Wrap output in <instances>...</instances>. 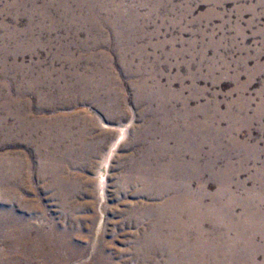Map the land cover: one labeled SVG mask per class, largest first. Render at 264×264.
<instances>
[{
    "label": "rangeland",
    "instance_id": "obj_1",
    "mask_svg": "<svg viewBox=\"0 0 264 264\" xmlns=\"http://www.w3.org/2000/svg\"><path fill=\"white\" fill-rule=\"evenodd\" d=\"M0 162V264H264V0H0Z\"/></svg>",
    "mask_w": 264,
    "mask_h": 264
},
{
    "label": "bare ground",
    "instance_id": "obj_2",
    "mask_svg": "<svg viewBox=\"0 0 264 264\" xmlns=\"http://www.w3.org/2000/svg\"><path fill=\"white\" fill-rule=\"evenodd\" d=\"M65 4V3H64ZM79 6V5H78ZM63 7V6H62ZM61 7V8H62ZM67 7V6H66ZM111 7H113V6H111ZM117 8H118V6H117ZM107 9V8H106ZM102 10V9H101ZM63 11H65V10H63ZM92 11V10H91ZM104 11V10H103ZM67 12V11H66ZM78 12V11H77ZM93 12H94V10H93ZM96 12V11H95ZM109 13V12H108ZM111 13V12H110ZM72 14V13H71ZM99 14V13H98ZM113 15V14H112ZM120 15H122V14H120ZM69 16V15H68ZM72 16V15H71ZM92 16V15H91ZM70 17V16H69ZM70 19V18H69ZM80 19V18H79ZM88 19V18H87ZM93 19H94V16H93ZM96 19V18H95ZM72 20H73V18H72ZM91 20V19H90ZM69 21V20H68ZM75 21V20H74ZM87 21V20H86ZM92 21V20H91ZM103 21V20H102ZM112 21V20H111ZM115 21V20H114ZM117 21V20H116ZM60 22V21H59ZM70 22V21H69ZM72 22V21H71ZM120 22H121V20H120ZM111 23V22H110ZM87 24V23H86ZM103 24V23H102ZM115 25V24H114ZM87 26V28H88V25H86ZM91 26V25H90ZM98 27V26H97ZM101 27V26H100ZM91 29V28H90ZM88 32V31H87ZM112 32V31H111ZM91 34V33H90ZM97 34V33H96ZM116 36V35H115ZM116 38V37H115ZM93 41V40H92ZM96 42V41H95ZM102 42H104V41H102ZM118 43V42H117ZM80 44V43H79ZM105 44V43H104ZM96 45V44H95ZM120 45V44H119ZM97 46V45H96ZM119 47H121V46H119ZM109 48V47H108ZM111 48V47H110ZM113 49V48H112ZM116 49V48H115ZM120 49V48H119ZM113 51V50H112ZM125 51V50H124ZM116 53V52H115ZM118 53V52H117ZM92 55V54H91ZM121 56V55H120ZM119 56V57H120ZM91 57V56H90ZM105 58V57H104ZM108 58V57H107ZM121 58H123L122 56H121ZM91 59V58H90ZM105 60H106V58H105ZM117 61H119V60H117ZM122 61V60H121ZM106 62H108V61H106ZM124 62V61H123ZM119 63H121V62H119ZM107 64V63H106ZM122 64V63H121ZM102 66V65H101ZM120 66V65H119ZM121 71V70H120ZM44 78V77H43ZM42 78V79H43ZM46 79V78H45ZM47 80V79H46ZM79 81V80H78ZM41 82V81H40ZM47 82V81H46ZM50 82V81H49ZM48 82V83H49ZM76 82V81H75ZM80 82V81H79ZM30 83V82H29ZM34 83H36V81L34 82ZM73 83V82H72ZM45 84V83H44ZM43 84V85H44ZM32 85V84H31ZM78 85V84H77ZM76 85V86H77ZM34 86V85H33ZM32 86V87H33ZM75 86V87H76ZM24 87V86H23ZM46 87V86H45ZM66 87H69V86H67L66 85ZM50 88V87H49ZM70 88V87H69ZM77 88H79V87H77ZM113 88V87H112ZM19 89V88H18ZM17 89V90H18ZM23 89V88H22ZM35 89V88H34ZM40 89V88H39ZM60 89H61V87H60ZM63 89V88H62ZM29 90H31V89H29ZM71 90H73V88L71 89ZM25 91V90H24ZM41 91V90H40ZM39 91V92H40ZM64 91V90H63ZM81 91V90H80ZM18 92V91H17ZM36 92V91H35ZM20 93V92H19ZM37 93V92H36ZM35 93V94H36ZM46 93H47V91H46ZM116 93V92H115ZM18 94V93H17ZM21 94V93H20ZM40 94V93H39ZM39 96H41V95H39ZM121 97H122V95H121ZM20 98V97H19ZM21 99V98H20ZM19 99V100H20ZM88 99V98H87ZM139 100V99H138ZM9 102H11V101H9ZM19 102V101H18ZM21 102V101H20ZM62 102V101H61ZM6 103V102H5ZM15 103V102H14ZM24 103V102H23ZM19 104V103H18ZM24 105V104H23ZM43 105V104H42ZM26 106V105H25ZM35 106V105H34ZM19 108V107H18ZM26 108V107H25ZM26 111V110H25ZM16 113V112H15ZM22 113V112H21ZM15 116V115H14ZM18 116V115H17ZM20 117V116H19ZM8 118V117H7ZM3 119V118H2ZM5 119V118H4ZM6 120V119H5ZM28 126V125H27ZM3 127V126H2ZM7 129V128H6ZM3 131V130H2ZM8 131V130H7ZM6 132V131H5ZM22 140V139H21ZM14 141V140H13ZM9 158V157H8ZM7 159V158H6ZM11 160V159H10ZM10 160H9V162H10ZM4 162V161H3ZM11 163V162H10ZM0 164H2L1 162H0ZM4 164H6V163H4ZM3 165V164H2ZM13 165H14V163H13ZM1 166V165H0ZM4 167V166H3ZM15 167V166H14ZM8 168V167H7ZM10 169V168H9ZM11 170V169H10ZM13 170V169H12ZM1 171V170H0ZM17 171V170H16ZM9 172V171H8ZM7 172V173H8ZM1 173V172H0ZM6 174V173H5ZM10 175V174H9ZM8 175V176H9ZM2 176V175H1ZM1 179V178H0ZM2 179H3V177H2ZM4 180V179H3ZM4 182V181H3ZM1 183V182H0ZM12 185V184H11ZM6 187H7V185H6ZM6 187H4V188H6ZM9 188V187H8ZM10 189V188H9ZM14 189V188H13ZM5 190V189H4ZM9 191V190H8ZM12 191V190H11ZM4 194H5V192H3ZM10 193V192H9ZM15 193H16V191H15ZM193 194V193H192ZM8 196V195H7ZM5 197V196H4ZM13 198V197H12ZM17 200H18V198H17ZM176 201V200H175ZM17 202V201H16ZM186 202V201H185ZM182 203V202H181ZM5 204V203H4ZM15 204V203H14ZM170 205V204H169ZM173 205V204H172ZM180 205V204H179ZM184 205V204H183ZM198 205V204H197ZM2 206V205H1ZM5 207V206H4ZM11 208H12V206H10ZM164 207V206H163ZM213 207V206H212ZM1 208V207H0ZM207 208V207H206ZM189 209V208H188ZM218 211V210H217ZM6 212V211H5ZM4 212V213H5ZM182 212H183V210H182ZM209 212V211H208ZM177 213V212H176ZM184 213V212H183ZM186 213V212H185ZM12 214V215H11ZM214 214V213H213ZM215 214H217V213H215ZM0 215H2L1 213H0ZM7 215V217L9 218L8 219V221H15L16 219H18V218H16L17 216H13V213H12V211L9 209L8 210V213L6 214ZM212 216V215H211ZM181 217V216H180ZM206 217V216H205ZM218 217V216H217ZM160 218V217H159ZM177 219V218H176ZM181 219V218H180ZM204 219V218H203ZM219 219V218H218ZM217 219V220H218ZM221 219V218H220ZM7 220V219H6ZM186 220V219H185ZM202 220V219H201ZM208 220V219H207ZM0 221H2L1 219H0ZM175 221V220H174ZM202 221H205V219L204 220H202ZM201 221V222H202ZM215 221H216V219H215ZM157 222H159V221H157ZM178 222V221H177ZM212 222V221H211ZM218 222V221H217ZM170 223V222H169ZM173 223V222H172ZM171 223V224H172ZM180 223V222H179ZM195 223V222H194ZM4 224V223H3ZM184 224V223H183ZM217 224V223H216ZM14 225V224H13ZM16 225V224H15ZM158 225V224H157ZM186 225V224H185ZM208 225H209V223H208ZM4 226V225H3ZM179 226V225H178ZM181 226H182V224H181ZM190 226V225H189ZM196 226V225H195ZM200 226V225H199ZM170 227V226H169ZM183 227H185V226H183ZM182 227V228H183ZM197 227H198V225H197ZM214 227V226H213ZM177 228V227H176ZM202 228V227H201ZM163 229V228H162ZM168 229V228H167ZM192 229H193V227H192ZM165 230V229H164ZM187 230V229H186ZM185 230V231H186ZM197 230V229H196ZM154 231V230H153ZM153 231L151 232V233H153ZM174 231V230H173ZM179 231V230H178ZM181 231H183V230H181ZM180 231V232H181ZM190 231V230H189ZM18 232V231H17ZM51 232V231H50ZM170 232V231H169ZM187 232V231H186ZM200 232V231H199ZM23 233V232H22ZM56 233V232H55ZM161 233V232H160ZM206 233V232H205ZM238 233H239V231H238ZM237 233V234H238ZM62 234V233H61ZM149 234V233H148ZM172 234V233H171ZM174 234V233H173ZM182 234V233H181ZM190 234H192V233H190ZM198 234V233H197ZM197 234H195V235H197ZM207 234V233H206ZM245 234V233H244ZM47 235V234H46ZM65 235V234H64ZM157 235V234H156ZM163 235V234H162ZM187 235V234H186ZM239 235V234H238ZM241 235V234H240ZM49 236V235H48ZM55 236V235H54ZM159 236V235H158ZM173 236V235H172ZM185 236V235H184ZM191 236H193V235H191ZM190 236V237H191ZM253 236V235H252ZM150 237V236H149ZM170 237V236H169ZM178 237V236H177ZM187 237V236H186ZM238 237V236H237ZM15 238V237H14ZM27 238V237H26ZM32 238V237H31ZM35 238V237H34ZM41 238H43V237H41ZM55 238H57V237H55ZM143 238V237H142ZM160 238H162V237H160ZM179 238V237H178ZM181 238H183L182 236H181ZM197 238V237H196ZM221 238V237H220ZM38 239H39V237H38ZM52 239V238H51ZM145 239V238H144ZM155 239V238H154ZM157 239V238H156ZM159 239V238H158ZM194 239V238H193ZM204 239V238H203ZM234 239V238H233ZM239 239V238H238ZM252 239V238H251ZM21 240V239H20ZM65 240H67L66 239V237H65ZM172 240V239H171ZM181 240V239H180ZM186 240V239H185ZM199 240V239H198ZM17 241V240H16ZM44 241V240H43ZM43 241H41V243L43 242ZM58 241H60V243L59 244H54V246H53V244H52V248L55 250V249H57L59 246H61V245H63L64 244V242L62 241V239H58ZM137 241V240H136ZM140 241H142V240H140ZM145 241V240H144ZM170 241V240H169ZM179 241V240H178ZM184 241V240H183ZM194 240H192V242H193ZM201 241V240H200ZM200 241H198V242H200ZM214 241V240H213ZM212 241V242H213ZM51 242V241H50ZM49 242V243H50ZM57 242V241H56ZM186 242V241H185ZM189 242V241H188ZM15 243V242H14ZM23 243V242H22ZM47 243H48V241H47ZM151 243V242H150ZM149 243V244H150ZM171 243V242H170ZM196 243V242H195ZM16 244V243H15ZM19 244H21V243H19ZM39 244V243H38ZM44 244V243H43ZM71 244V243H70ZM140 244V243H139ZM142 244V243H141ZM148 244V243H147ZM155 244V243H154ZM162 244V243H161ZM178 244V243H177ZM182 244H183V242H182ZM192 244V243H191ZM204 244V243H203ZM207 244V243H206ZM210 244V243H209ZM223 244V243H222ZM46 245V244H45ZM75 245V244H74ZM146 245V244H145ZM158 245H160V244H158ZM168 245H169V243H168ZM183 245H185V244H183ZM196 245H197V243H196ZM16 246H18V245H16ZM41 246V245H40ZM163 246V245H162ZM165 246V245H164ZM167 246V245H166ZM176 246V245H175ZM200 246V245H199ZM206 246V245H205ZM211 246V245H210ZM236 246V245H235ZM57 247V248H56ZM155 247H157V245L155 246ZM168 247V246H167ZM220 247V246H219ZM237 247V246H236ZM38 248V247H37ZM71 248V247H70ZM154 248V247H153ZM170 248V247H169ZM177 248V247H176ZM196 248V247H195ZM212 248V247H211ZM215 248H217V247H215ZM214 248V249H215ZM225 248H227V247H225ZM27 249V248H26ZM42 249V248H41ZM67 249V248H66ZM132 249V248H131ZM144 249V248H143ZM152 249V248H151ZM204 249H206V248H204ZM208 249H209V247H208ZM252 249V248H251ZM58 250V249H57ZM63 250V249H62ZM76 250V249H75ZM177 250H178V248H177ZM211 250V249H210ZM246 250V249H245ZM47 251V250H46ZM53 251V250H52ZM69 251V250H68ZM130 251V250H129ZM175 251V250H174ZM180 251V250H179ZM184 251V250H183ZM251 251V250H250ZM44 252V251H43ZM66 252V251H65ZM102 252V251H101ZM104 252V251H103ZM119 252V251H118ZM123 252V251H122ZM131 252V251H130ZM147 252V251H146ZM156 252V251H155ZM164 252V251H163ZM191 252V251H190ZM203 252V251H202ZM228 252V251H227ZM15 253V252H14ZM18 253V252H17ZM33 253H34V255H39L40 256V252L38 251V250H34L33 251ZM50 253V252H49ZM59 253V252H58ZM80 253V252H79ZM100 253V252H99ZM151 253V252H150ZM176 253V252H175ZM182 253V252H181ZM199 253H200V251H199ZM209 253H210V251H209ZM220 253V252H219ZM239 253H241V252H239ZM248 253V252H247ZM20 254V253H19ZM31 254H32V252H31ZM46 254V253H45ZM118 254V253H117ZM159 254V253H158ZM157 254V255H158ZM179 254V253H178ZM177 254V255H178ZM215 254V253H214ZM242 254V253H241ZM16 255V254H15ZM50 255V254H49ZM56 255V254H55ZM68 255H69V253H68ZM78 255V254H77ZM116 255V254H115ZM150 255V254H149ZM148 255V256H149ZM155 255V254H154ZM156 255V256H157ZM198 255V254H197ZM200 255V254H199ZM203 255V254H202ZM236 255V254H235ZM249 255V254H248ZM54 256V255H53ZM52 256V257H53ZM95 256V255H94ZM99 256V255H98ZM147 256V257H148ZM165 256V255H164ZM189 256H190V254H189ZM192 256V255H191ZM203 256H205V255H203ZM240 256V255H239ZM246 256V255H245ZM28 257V256H27ZM62 257V256H61ZM63 257H65V255L63 256ZM106 258H104V257H102V256H99V258L96 260H94L93 262H91L90 261V263L88 262L87 264H146L145 263V260L147 261V258L145 259L144 258V256H143V254L142 253H137V254H135V253H129V254H127V252L126 253H123V254H121V259L120 260H114L112 257H107V256H105ZM146 257V256H145ZM180 257V256H179ZM184 257V256H183ZM196 257V256H195ZM208 257V256H207ZM218 257H220V256H218ZM233 257V256H232ZM237 257V256H236ZM22 258V257H21ZM58 258V257H57ZM192 258V257H191ZM190 258V259H191ZM202 258H204V257H202ZM213 258V257H212ZM149 259V258H148ZM181 259V258H180ZM185 259H187V258H185ZM196 259V258H195ZM245 259V258H244ZM162 260V259H161ZM164 260V259H163ZM171 260V259H170ZM177 260H179V259H177ZM211 260V259H210ZM218 260V259H217ZM223 260V259H222ZM225 260V259H224ZM223 260V261H224ZM235 260V259H234ZM241 260V259H240ZM25 261H26V259H25ZM33 261V260H32ZM166 261V260H165ZM205 261V260H204ZM219 261V260H218ZM238 261V260H237ZM242 261V260H241ZM245 261V260H244ZM247 261V260H246ZM27 262V261H26ZM55 262V261H54ZM58 262V261H57ZM57 262H55V263H57ZM70 262V261H69ZM68 262V263H69ZM168 262V261H167ZM195 262V261H194ZM202 262V261H201ZM248 262V261H247ZM33 263V262H32ZM160 263V262H159ZM193 263V262H192ZM205 263V262H204ZM216 263V262H215ZM214 263V264H215ZM224 263V262H223ZM243 263V262H242ZM65 264V263H64ZM224 264H226V262L224 263ZM229 264V263H228ZM233 264H235V263H233ZM253 264H255V263H253Z\"/></svg>",
    "mask_w": 264,
    "mask_h": 264
}]
</instances>
